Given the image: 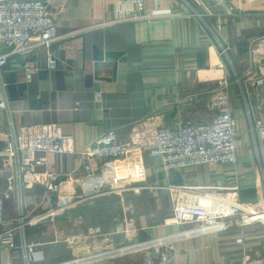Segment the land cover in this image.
Here are the masks:
<instances>
[{
	"label": "crops",
	"instance_id": "0c3cea01",
	"mask_svg": "<svg viewBox=\"0 0 264 264\" xmlns=\"http://www.w3.org/2000/svg\"><path fill=\"white\" fill-rule=\"evenodd\" d=\"M118 4L55 0L50 14L61 39L49 49L8 60L4 79L15 128L29 138L61 136L66 152L38 153L45 165L22 195L12 183L14 167L7 166V172L0 156V233L16 226L21 208L31 221L28 248L21 253L1 250L0 264H27L28 253L34 264H140V252L124 251L191 229L168 225L174 204L170 188L238 187L243 203L264 210V82L255 87L256 71L247 74L250 47L256 43L264 48V0H207L216 17L204 20L113 24ZM146 10L204 15L190 0H148ZM76 31L81 33L65 37ZM48 52L63 66L47 70ZM27 64L35 68L30 83ZM224 78L233 82L236 164L166 170L159 160L139 153L94 161L92 178L80 168L78 153L85 146L111 131L125 141L146 118L163 117L173 128L209 122V99ZM7 130L8 120L0 112V154ZM48 174L55 176L59 195L46 193ZM240 236L244 248L236 243ZM14 242L20 243L19 234ZM245 252L264 257L263 225L187 237L174 246L175 264H242Z\"/></svg>",
	"mask_w": 264,
	"mask_h": 264
},
{
	"label": "built area",
	"instance_id": "2783aa9c",
	"mask_svg": "<svg viewBox=\"0 0 264 264\" xmlns=\"http://www.w3.org/2000/svg\"><path fill=\"white\" fill-rule=\"evenodd\" d=\"M55 0H0V112L8 120L7 145L0 154L6 168L14 167L12 183L22 195L24 188L36 183L37 170L45 163L37 158L38 153L63 155L61 136L40 135L25 137L17 131L13 122V109L8 96V84L4 79V69L13 56H24L39 49L51 48L61 38L55 33V21L50 14ZM148 0H119L118 17L113 24H137L163 18L216 17L207 0H190L192 5L203 10L200 15L195 10L188 14H173L166 11H147ZM229 15L232 9H227ZM76 31L65 37L78 36ZM2 48L8 51L3 53ZM223 49L222 54H226ZM264 48L254 44L249 49L247 74L256 71L252 85L258 87L264 82ZM63 64L50 52L47 53L46 69L57 70ZM26 82L30 83L35 73L32 64L25 65ZM240 83V79H238ZM233 82L224 78L222 85L209 99L211 119L209 122H188L177 128L170 127L163 117L153 116L135 124L125 141H120L116 132H108L93 140L79 153V165L88 178L95 176L94 161L107 162L147 153L159 160L166 170H188L201 166L234 165L238 160L239 139L236 121L230 101V88ZM99 96V95H98ZM264 131V128H261ZM8 166V167H7ZM5 175V173H4ZM46 193L59 195L60 187L55 176L48 174L44 181ZM173 195V216L168 220L170 226H191V229L173 236L148 239L124 252L141 253L140 264H175L174 246L183 238L196 237L227 231L232 228H247L252 225L264 226V210L242 202L238 187L231 188H170ZM41 219L36 221V225ZM31 225L25 211L21 208L16 226L0 233V251L9 248L15 253L28 248L27 230ZM19 234L20 243L14 242ZM236 243L244 248L245 238L240 236ZM34 255L26 254L27 264H34ZM83 260L76 264H83ZM75 263V262H72ZM68 264V263H67ZM242 264H264V257L254 258L245 252Z\"/></svg>",
	"mask_w": 264,
	"mask_h": 264
},
{
	"label": "rangeland",
	"instance_id": "374dc122",
	"mask_svg": "<svg viewBox=\"0 0 264 264\" xmlns=\"http://www.w3.org/2000/svg\"><path fill=\"white\" fill-rule=\"evenodd\" d=\"M259 226H261V225H259Z\"/></svg>",
	"mask_w": 264,
	"mask_h": 264
}]
</instances>
